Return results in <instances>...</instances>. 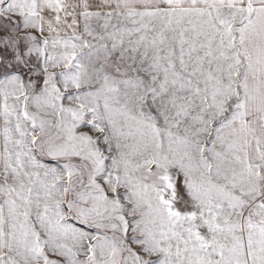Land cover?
I'll return each instance as SVG.
<instances>
[{
  "label": "snow or ice",
  "instance_id": "obj_1",
  "mask_svg": "<svg viewBox=\"0 0 264 264\" xmlns=\"http://www.w3.org/2000/svg\"><path fill=\"white\" fill-rule=\"evenodd\" d=\"M0 264H264V0H0Z\"/></svg>",
  "mask_w": 264,
  "mask_h": 264
}]
</instances>
